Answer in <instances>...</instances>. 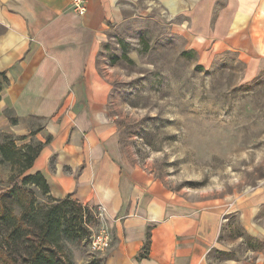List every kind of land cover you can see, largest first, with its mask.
Here are the masks:
<instances>
[{
  "label": "rangeland",
  "instance_id": "rangeland-1",
  "mask_svg": "<svg viewBox=\"0 0 264 264\" xmlns=\"http://www.w3.org/2000/svg\"><path fill=\"white\" fill-rule=\"evenodd\" d=\"M126 3L124 18L106 29L94 58L109 86L103 123L114 145L167 201L225 207L210 264H264V70L249 75L246 42L223 48L180 25L184 16L170 18L167 5ZM216 4L223 7L224 0ZM24 121L29 133L16 144L39 142L32 132L43 120ZM19 124L12 110H2L0 132L20 137ZM12 172L0 157V187ZM25 188L38 204L58 199L33 184ZM65 198L81 208L76 232L84 234L63 238L66 252L74 264H103V253L91 252L88 243L107 228L102 210Z\"/></svg>",
  "mask_w": 264,
  "mask_h": 264
},
{
  "label": "crops",
  "instance_id": "crops-1",
  "mask_svg": "<svg viewBox=\"0 0 264 264\" xmlns=\"http://www.w3.org/2000/svg\"><path fill=\"white\" fill-rule=\"evenodd\" d=\"M127 1L86 0L80 15L71 0H0V71L7 78L0 114L14 112L20 135L30 130L24 119L43 120L33 137L50 139L30 171L43 175L53 197L102 210L111 233L103 264H210L225 207L167 201L122 159L103 123L109 86L95 51L106 29L124 18ZM154 1L223 48L246 42L249 75L264 70V0H224L223 7L219 0Z\"/></svg>",
  "mask_w": 264,
  "mask_h": 264
},
{
  "label": "trees",
  "instance_id": "trees-1",
  "mask_svg": "<svg viewBox=\"0 0 264 264\" xmlns=\"http://www.w3.org/2000/svg\"><path fill=\"white\" fill-rule=\"evenodd\" d=\"M6 79L0 71V92ZM25 137L0 132L1 160L13 169L7 184L0 187V264H74L62 239L84 237L76 232V228H82V210L69 198L54 199L49 205L38 204L31 190L25 188L33 184L43 193L49 192L47 180L30 168L50 139L48 136L45 142L16 144L17 139ZM66 209L75 214L67 219Z\"/></svg>",
  "mask_w": 264,
  "mask_h": 264
},
{
  "label": "built area",
  "instance_id": "built-area-1",
  "mask_svg": "<svg viewBox=\"0 0 264 264\" xmlns=\"http://www.w3.org/2000/svg\"><path fill=\"white\" fill-rule=\"evenodd\" d=\"M71 5L78 13L86 11L85 0H71ZM111 241V233L109 229L102 227L91 237H89V249L93 253H103L109 247Z\"/></svg>",
  "mask_w": 264,
  "mask_h": 264
}]
</instances>
